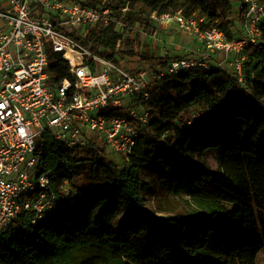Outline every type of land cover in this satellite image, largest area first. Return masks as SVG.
<instances>
[{
  "label": "trees",
  "instance_id": "1",
  "mask_svg": "<svg viewBox=\"0 0 264 264\" xmlns=\"http://www.w3.org/2000/svg\"><path fill=\"white\" fill-rule=\"evenodd\" d=\"M113 6L115 18L129 26H146L152 14L178 8L186 15L198 11L232 37L233 0H119ZM261 28L260 43L246 51L245 86L217 67L164 74L151 83L142 101L149 119L139 125L128 165L121 167L98 145L68 147L45 134L38 167L50 169L55 182L82 178L83 188L36 223L28 211L20 213L0 237V264H256L264 246V22ZM120 39L114 23L97 24L84 44L117 62ZM170 60L161 57L153 73ZM48 68L57 82L69 65L54 53ZM195 105L205 112L197 128L189 124ZM189 148L216 149L217 168L196 169ZM141 163H163L176 174V192L190 196L184 211L152 216L139 193ZM117 202L127 212L114 221L110 207Z\"/></svg>",
  "mask_w": 264,
  "mask_h": 264
},
{
  "label": "built area",
  "instance_id": "2",
  "mask_svg": "<svg viewBox=\"0 0 264 264\" xmlns=\"http://www.w3.org/2000/svg\"><path fill=\"white\" fill-rule=\"evenodd\" d=\"M86 1L0 0V237L23 211L36 223L53 215L77 191L74 181L55 182L50 169L38 167L45 134L68 147L94 144L103 147L107 157L116 154L129 160L139 125L149 119L142 101L149 99L153 81L193 67H217L245 86L246 51L261 41L263 0H233L240 32L232 26L231 38L216 22L207 24L203 13L186 15L178 8L158 17L194 37L200 48L171 59L159 74L135 72L84 44L97 24L114 23L120 34L130 27L115 18L105 1ZM54 53L69 65L67 75L57 82L48 68ZM120 107H126L124 115H108V110ZM204 117L205 112L197 110L189 124L197 128Z\"/></svg>",
  "mask_w": 264,
  "mask_h": 264
},
{
  "label": "rangeland",
  "instance_id": "3",
  "mask_svg": "<svg viewBox=\"0 0 264 264\" xmlns=\"http://www.w3.org/2000/svg\"><path fill=\"white\" fill-rule=\"evenodd\" d=\"M94 1L109 3L108 6L112 8V12L116 13L113 5H118L119 0ZM235 20L234 28L236 33H239L240 23L237 15ZM198 48L200 44L194 37L181 32L175 24L162 23L157 16L152 18L146 26L136 24L122 31L121 39L115 46V55L119 64L124 68L154 74L153 72L159 70L158 62L161 57L181 58L192 54ZM130 51L136 54L129 55L127 52ZM142 55H146L147 58H142ZM151 57L154 60H151ZM195 109H197L196 105L191 108V112ZM189 156L197 165L196 169L214 170L218 166L216 149L201 151L189 148ZM108 158L114 159L121 167L128 165L127 160L120 155L113 154ZM139 173V193L144 206L153 217L174 215L188 207L184 199H189V194L184 191L176 192L175 187L179 179L163 163H141ZM76 183L81 189L83 188L82 178H78ZM110 209L114 221L124 217L127 212V207L120 202L113 204ZM256 264H264V246L257 255Z\"/></svg>",
  "mask_w": 264,
  "mask_h": 264
}]
</instances>
